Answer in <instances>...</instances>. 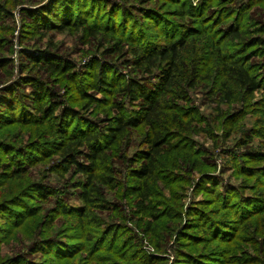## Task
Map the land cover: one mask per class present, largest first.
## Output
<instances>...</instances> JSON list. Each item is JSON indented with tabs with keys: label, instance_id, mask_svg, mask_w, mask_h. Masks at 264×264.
<instances>
[{
	"label": "trees",
	"instance_id": "trees-1",
	"mask_svg": "<svg viewBox=\"0 0 264 264\" xmlns=\"http://www.w3.org/2000/svg\"><path fill=\"white\" fill-rule=\"evenodd\" d=\"M25 1L90 58L0 26V264H264V0Z\"/></svg>",
	"mask_w": 264,
	"mask_h": 264
},
{
	"label": "rangeland",
	"instance_id": "rangeland-1",
	"mask_svg": "<svg viewBox=\"0 0 264 264\" xmlns=\"http://www.w3.org/2000/svg\"><path fill=\"white\" fill-rule=\"evenodd\" d=\"M47 1V0H44ZM127 3L131 4L133 3V0H125ZM5 0H0V6H3V3ZM29 2H34V0H30ZM135 2V1H134ZM25 0H15L14 6L10 9V15L11 17L8 19H2L0 21V26L3 25L6 28H9L7 32L9 33V37L11 38V47L12 51L10 54V59L12 60V67H11V76L10 78L13 80L20 79L23 77V74L20 72V63H21V55L19 53L20 50H25L29 54H35V51L32 50L36 47L40 49H44L45 51H52L55 55H57L58 58L63 57L71 61H76L78 64L87 63L89 58H84L83 54L87 50V48H90V45H86V41L79 40L78 34H67V33H59L57 35L51 34L50 32L44 33V36L41 40L36 39V37L33 40L26 41L25 43L20 41L21 37V30H22V22H21V15L20 11L23 8L28 7V4ZM43 4V3H42ZM135 6H138L135 4ZM21 42V43H20ZM31 45V46H30ZM34 48H33V47ZM82 59V60H81ZM192 99L195 102V105L202 106V101L200 100L201 97H199V94H192ZM202 111L206 112V109L204 110V106L202 107ZM195 141L199 144L203 145V147L211 150L212 147H214L213 143L209 139H206L203 135H197L194 136ZM225 145H230L229 141L225 142ZM214 159L216 160L217 164V172L219 174L220 166L222 165V158L219 156L218 151L214 150ZM188 202V199L187 201ZM27 244V243H26ZM25 244V245H26ZM25 245H19L18 242L14 241L10 243L9 245H3L0 246V256L2 255H14L16 253L20 252V246L23 248ZM13 248V249H11ZM142 249L150 254H153V250L147 246V243L143 241ZM26 253V251H24ZM39 256V257H36ZM43 255L37 254L33 258L34 260L40 261L42 259ZM34 263V261H32ZM47 264H52L51 262H47ZM71 264V263H70ZM74 264V263H72Z\"/></svg>",
	"mask_w": 264,
	"mask_h": 264
}]
</instances>
